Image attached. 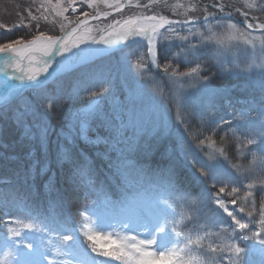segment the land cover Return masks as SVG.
<instances>
[{
	"label": "snow or ice",
	"instance_id": "1",
	"mask_svg": "<svg viewBox=\"0 0 264 264\" xmlns=\"http://www.w3.org/2000/svg\"><path fill=\"white\" fill-rule=\"evenodd\" d=\"M78 3L94 12L84 11L83 19L66 16L69 9L77 12ZM99 5L110 11L101 12ZM161 5L182 18L155 12ZM132 8L138 13L123 17ZM234 12L244 17L243 28L224 20ZM36 13L29 9L28 23L22 19L16 27L34 21L39 29L41 19L53 15L62 34L40 31L31 39L0 43V101H8L0 103V124L10 121L19 132L16 143L27 149L23 157H12L16 180L29 192L39 180L50 209L59 211L50 215L34 197L7 196L0 209L6 230L0 264H255L256 256L264 264V18L256 15L264 14V0H213L202 6L199 0L171 6L167 0H40ZM113 13L122 18L98 30L90 25ZM0 29L13 31L2 23ZM226 35L236 43L226 46ZM173 40L179 41L175 53ZM133 41L146 45L134 61L117 47ZM239 44L251 47L250 61L233 56ZM106 58L115 60L119 76L97 69V61ZM217 74L258 88L259 101L225 119L216 100L228 91L212 85ZM189 89L196 90L198 102L190 101ZM82 95L91 97L86 106L74 103ZM61 111L67 113L65 123L53 124L51 116ZM251 111L257 112L255 123ZM223 125L229 126L220 138L224 146L216 148L212 135ZM209 130L212 135L205 136ZM228 139L241 156L251 155V164L232 162ZM165 141H170L162 153L167 163L161 167L154 153ZM206 141L211 150L204 152ZM6 158L0 152V160ZM58 173L68 197L56 187ZM254 189L260 192L259 205ZM72 196L83 201L76 208L82 221L95 217V232L73 220ZM17 202L26 209L23 219L12 216L9 205Z\"/></svg>",
	"mask_w": 264,
	"mask_h": 264
},
{
	"label": "rangeland",
	"instance_id": "2",
	"mask_svg": "<svg viewBox=\"0 0 264 264\" xmlns=\"http://www.w3.org/2000/svg\"><path fill=\"white\" fill-rule=\"evenodd\" d=\"M190 2V0H188ZM187 0H167L168 5H174L176 3H183L185 5H187L189 2ZM56 2V0H52V3L54 4ZM144 2H147V0H144ZM191 2L195 3L197 2V0H191ZM213 0H199L200 5H204V4H208V3H212ZM220 3H236V0H219ZM241 2H243V0H241ZM249 3H252L253 0H248ZM40 0H0V23L4 24L6 26V28H12L14 29H21L23 30V32L20 34L19 38H27V39H31L33 35H38L40 31H43L46 35H61V30H60V24L58 22V18L53 16V15H49L48 20L45 21L43 19H41L40 21V26L39 29H37L36 27V23L33 21L31 22V24H29L28 28H23V27H16V25H19L22 21V19L24 20L25 23H28L27 21V12L29 9H31L33 11L34 14L39 15V13H36V8L39 6ZM99 10L101 12L104 11H110L109 9L105 8L103 5H99ZM84 11H89V12H94L93 9H88L87 4H84L83 6H77V12L75 14H73L71 12V10L69 9V11L67 13H65L66 16L70 17V18H75L76 16H79L81 19H83L82 13ZM139 10L137 9H125L123 12V17H127V16H131L134 14H137ZM155 12H158L161 15H166L168 16L170 19H180L182 17L179 16H175L173 13V9L171 7H165L163 5L158 6L154 9ZM178 11H184V9H179ZM256 15L261 16L262 18H264V14H260V13H256ZM234 20H229V19H224L225 21H227L228 23H233L235 24L238 28H243L244 24V17H241L239 15V13H235L232 15ZM122 18V14L118 13L116 15L113 16H109L107 20L101 19V21H96V22H92L90 23V25L94 28V30H98V29H102L105 28L106 25L111 22L113 19H121ZM219 19V18H218ZM250 19H251V14H250ZM215 23V21H214ZM178 30H180L182 32V34H186L183 32V29H180L179 26H176ZM0 33L5 34V35H10L11 33H13V31L8 32L5 29H0ZM94 34L98 35V31H95ZM7 38V39H6ZM5 39V40H4ZM18 39V38H17ZM11 39H9L8 37L5 38H1L0 43H7L10 42ZM195 42V41H194ZM224 42L225 45H231L233 43H236L233 40L229 39V36L226 35L224 37ZM167 43V42H166ZM173 45H177L176 47H173L171 49V51L173 53L179 51L178 48V44L179 41H175L173 40L171 42ZM135 43V41L133 42H129V45H118L119 47H123L125 48L126 52H130L132 54V59L133 61L135 60V58L137 56L140 55V53L142 52L139 48L136 49V47L131 48ZM132 50L134 51V54L132 53ZM119 53H117V58L119 57ZM233 56L235 57V59L239 60V61H250L253 58V52L250 46H245L243 44H239L238 47H236L235 49H233ZM55 66V65H54ZM97 69L100 70L103 73H108V72H112V73H118V66L115 63V60L113 59H101L97 61ZM157 71V70H156ZM155 69H153V72H156ZM160 76H163V73H159ZM140 84L144 86L146 91H149V82L146 80L140 81ZM252 89H254L256 91V94H254V96L252 98L246 99V100H237L238 105L235 106V103L230 105L228 104V102H224L225 100L223 99V97H219L216 100V106L219 109V112L221 115H223L225 117V119H231V115L234 112H241V111H248L249 108L252 105V102H258L260 99V90L258 88H254L252 86H250ZM121 93V89L119 87V83L117 85L116 88V95L119 96ZM188 95H189V99L192 103L198 102V96L196 95V90L195 89H189L188 90ZM88 96V95H82L81 97L77 98L76 101L78 100H82L81 105L79 106H86L84 103V98ZM169 106L172 109V114L173 116L175 115L176 112V108L173 104H171V102H169ZM190 106V105H189ZM65 107H67L65 105ZM236 107V108H235ZM66 115V114H65ZM257 115L256 111H251L250 113V117L249 120L251 123H255V117ZM194 123H198L197 121H194ZM228 125H223L222 128H219L216 130L217 135H219L218 137L221 138L222 136H225V130L228 129ZM247 125L242 127L240 129V132H244L247 129ZM180 132H183V128L181 127ZM175 131L176 128H173V136H172V141L175 142ZM205 136L207 135H212L211 131L209 130L208 132L204 133ZM214 136V135H213ZM212 136V140L215 141V139ZM231 136V133H229V137ZM185 137L187 138V134H185ZM203 138V137H202ZM227 139V138H226ZM228 144L231 146L232 149L235 150L234 148V141H232L231 139H228ZM224 146V144L222 145ZM193 149L195 151H197L198 154H200V149H198L196 147L195 144L192 145ZM215 147L216 148H220L221 146H219L217 144V142L215 141ZM211 148L208 147V142L206 141V145L203 149L204 152L210 151ZM236 156L237 159L234 161L232 160L233 163L236 164H251L252 162V157L251 155H247V157L245 158L244 156H241L240 153L236 152ZM242 194V193H241ZM226 201H230L228 199H226ZM230 208V207H229ZM221 215H224V213L221 211L220 212ZM238 217H243V219L245 221H247V217L244 214H241L239 212L235 213ZM79 220L82 224L83 227L89 231H93L95 232L97 229V225L94 223L95 217H89L88 220L82 221V218L80 216ZM15 218V217H13ZM21 219H23V217H19ZM225 220H227V222L230 224L231 220L230 218H228L226 215L224 216ZM258 218V217H257ZM6 219V218H5ZM25 223L29 222L27 220L24 221ZM255 225H253L254 227ZM190 227V226H189ZM193 226H191L192 228ZM191 228L186 229V231H191ZM3 229V225H0V247H2L5 236H6V230H2ZM58 231H63V226L58 225L57 227ZM80 231V228H77V232ZM107 232H111L112 229H107ZM192 235H195V232L191 233ZM203 234V233H201ZM25 235H28V233H25ZM81 241H83V236H80ZM210 239H216L215 237H211ZM217 242H219L217 240ZM232 242H237L240 244H244L245 242L242 241H232ZM55 243V241H54ZM102 243V242H101ZM205 243H207V241H205ZM248 243H253L254 242H248ZM86 247V245H85ZM256 247H259L258 245H256ZM255 261V264H260V257L256 256L253 258Z\"/></svg>",
	"mask_w": 264,
	"mask_h": 264
},
{
	"label": "trees",
	"instance_id": "3",
	"mask_svg": "<svg viewBox=\"0 0 264 264\" xmlns=\"http://www.w3.org/2000/svg\"><path fill=\"white\" fill-rule=\"evenodd\" d=\"M22 32L23 30L18 28V29H14L13 33H11L10 35H5V34L0 33V40L1 38H5V37H8L11 40L17 39L20 37V34ZM133 47H136V49L139 48L141 51H145L144 48L139 45H133L131 48ZM132 53L134 54L133 50H132ZM165 62L167 61H161L162 64ZM181 70H184V69H181ZM212 71L215 72L216 70L213 68ZM207 74L211 75V73H207ZM211 83L215 87L223 88L228 91V95L226 97H223V99L225 100L224 102H228V104L230 105L235 103V106H236L238 105L237 100H246V99L249 100V98H252L254 94H256V91L252 89L246 81H244L243 79L234 78L232 76H227V75L221 76L217 74V75L212 76ZM90 99H91L90 96H86L84 98L85 105H87V102ZM74 103L76 105H81L82 100L75 101ZM66 108L67 107H65V109ZM66 118H67L66 111H61L59 114H53L51 116L53 124H58V125H63L65 123ZM0 127L3 128V134L0 135V143L7 145L6 148H0V152H3L4 155L7 157L4 160H0V209L3 208L4 200L7 196H10V195H15L19 197L30 196V197L35 198L36 202L40 204V206L44 209L45 212H48L50 215H54L55 212L59 211V209L58 208L50 209L49 197L45 195V192L47 190L40 186L41 182L39 180H37L36 184L33 185L31 192H29L27 185H24L21 182H18L16 180L17 166L15 163L12 162V157L17 156V155L23 157L27 149L23 147L22 145L16 143L19 137V132L16 130L15 126L11 124L10 121L2 122V124H0ZM218 136L219 135L216 134L213 136V138L215 139V141L217 142L219 146L223 147L222 145L224 143L221 141V139ZM169 142L170 141H165L163 144H160L159 150L156 153H154L155 161L161 167L167 163V157L162 155V153L164 152V149L169 144ZM171 142H173L172 137H171ZM228 155L231 160L235 161L237 159L235 150L232 149L231 146L229 148ZM153 166H156V165L154 164ZM57 175H58V181H57L56 187L58 188L59 192L63 196L68 197V188L64 182L63 174L58 173ZM8 177H12L11 183L6 182ZM184 186L187 187L191 191H198V188L194 184H188L187 182H185ZM37 189H39V196L35 195ZM253 192L257 200V205H259L260 192L258 189H254ZM55 195L56 193L53 192L52 197L54 198ZM69 199H70V206L68 208V211L72 212L73 220L78 221L79 217L76 214V208L77 207L82 208L83 201L74 196L70 197ZM226 199L230 200L231 198L226 197ZM9 207L12 210L13 217H24V215L26 214V209L23 207L22 204L18 202L14 204H10ZM0 215H3L2 211H0ZM5 218H8V217H5ZM60 225H62V223ZM189 228H191V225Z\"/></svg>",
	"mask_w": 264,
	"mask_h": 264
},
{
	"label": "water",
	"instance_id": "4",
	"mask_svg": "<svg viewBox=\"0 0 264 264\" xmlns=\"http://www.w3.org/2000/svg\"><path fill=\"white\" fill-rule=\"evenodd\" d=\"M113 14H116V13H113ZM103 18V17H102ZM231 207H234L233 205L230 204Z\"/></svg>",
	"mask_w": 264,
	"mask_h": 264
},
{
	"label": "bare ground",
	"instance_id": "5",
	"mask_svg": "<svg viewBox=\"0 0 264 264\" xmlns=\"http://www.w3.org/2000/svg\"><path fill=\"white\" fill-rule=\"evenodd\" d=\"M3 67V65L2 64H0V68H2Z\"/></svg>",
	"mask_w": 264,
	"mask_h": 264
}]
</instances>
